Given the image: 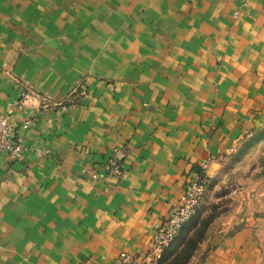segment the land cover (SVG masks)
<instances>
[{
  "label": "crops",
  "instance_id": "obj_1",
  "mask_svg": "<svg viewBox=\"0 0 264 264\" xmlns=\"http://www.w3.org/2000/svg\"><path fill=\"white\" fill-rule=\"evenodd\" d=\"M202 1L183 49L152 0H0V113L24 146L0 154V264L142 261L201 166L261 124L264 0ZM115 148L127 178L94 181Z\"/></svg>",
  "mask_w": 264,
  "mask_h": 264
},
{
  "label": "rangeland",
  "instance_id": "obj_2",
  "mask_svg": "<svg viewBox=\"0 0 264 264\" xmlns=\"http://www.w3.org/2000/svg\"><path fill=\"white\" fill-rule=\"evenodd\" d=\"M151 5L183 27L174 30L181 48L198 43L190 30L210 14L202 0H152ZM244 5L232 11V28L239 25ZM25 95L37 94L29 89L19 99ZM248 111L252 117L264 115V106ZM210 175L197 215L165 248L158 264H264V118Z\"/></svg>",
  "mask_w": 264,
  "mask_h": 264
},
{
  "label": "built area",
  "instance_id": "obj_3",
  "mask_svg": "<svg viewBox=\"0 0 264 264\" xmlns=\"http://www.w3.org/2000/svg\"><path fill=\"white\" fill-rule=\"evenodd\" d=\"M30 100L31 96L25 95L23 99L16 101V104L23 106ZM28 124L27 122L26 125ZM0 154L7 155L15 162L24 159V146L18 138V128L12 122L11 116L3 113H0ZM126 159V150L115 148L101 170H89L88 173L94 181L104 177L123 181L128 176ZM207 167L208 163L201 166V171L188 182L182 196L170 204L166 218L155 225L145 258L139 261L135 255L123 252L119 256L120 264H158L165 248L174 241L182 227L197 215L211 178L206 173Z\"/></svg>",
  "mask_w": 264,
  "mask_h": 264
},
{
  "label": "clouds",
  "instance_id": "obj_4",
  "mask_svg": "<svg viewBox=\"0 0 264 264\" xmlns=\"http://www.w3.org/2000/svg\"><path fill=\"white\" fill-rule=\"evenodd\" d=\"M215 167V166H214Z\"/></svg>",
  "mask_w": 264,
  "mask_h": 264
}]
</instances>
